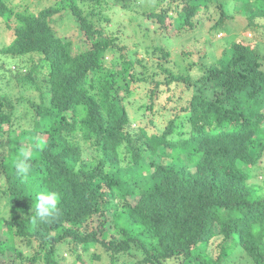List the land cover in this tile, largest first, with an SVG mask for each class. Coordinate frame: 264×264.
<instances>
[{"label": "trees", "instance_id": "trees-1", "mask_svg": "<svg viewBox=\"0 0 264 264\" xmlns=\"http://www.w3.org/2000/svg\"><path fill=\"white\" fill-rule=\"evenodd\" d=\"M116 1L126 17L141 13L174 34L137 57L121 43L123 27L109 33L113 21L129 25L108 17ZM40 2L30 11L0 0V54L15 68L5 86L38 93L33 102L0 89V254L12 264H88L82 253L99 245L110 264L124 255L133 257L124 264H264V0H233L232 16L228 0ZM211 4L219 15L210 29L225 37L197 34L180 51L197 58L179 65L167 40L198 31ZM248 28L253 38L237 40ZM141 84L149 103L137 110L150 116L134 130L112 91L128 99ZM25 148L27 179L13 163ZM41 191L59 193V212L33 225ZM107 215L119 238L104 227Z\"/></svg>", "mask_w": 264, "mask_h": 264}, {"label": "rangeland", "instance_id": "rangeland-1", "mask_svg": "<svg viewBox=\"0 0 264 264\" xmlns=\"http://www.w3.org/2000/svg\"><path fill=\"white\" fill-rule=\"evenodd\" d=\"M12 5H18V4H22V1L24 3H28L27 6L29 8L30 11H37L39 8L43 7L45 4L43 2H38V0H10ZM51 1V0H49ZM138 1V0H136ZM228 2L230 3L228 6H226V10L229 12L228 15H233L235 14V12L232 10V6H233V0H228ZM50 3V2H48ZM136 3V2H135ZM111 4V3H110ZM108 17H110L111 19L113 18H117L118 20L120 19L123 23V21H127L129 22V25L124 24H118V22L113 21V26L109 27V33H114L115 29L114 27H123L124 28V34L121 36V43L123 45H126L127 47H129L130 49H132L133 52H137L135 53V55H137V57L143 56V57H147V55H145V49L147 47L149 48H153L154 45L159 44V45H166V41H164L166 38L171 37L174 34V30L172 29L170 32H168L166 35H162L161 32L156 31V24H154L150 19H146V17L142 16L141 13H137L133 16V18H129L126 17L127 12L123 11V9L121 8V4L120 2L118 3L116 1L115 4H111L110 7L108 8ZM17 10H20L19 8ZM203 11L202 8H200V12ZM141 12V11H139ZM133 15V14H132ZM218 15H219V11L217 9V7H215L214 5L211 4V7L209 8V11L207 13V15L201 13L199 16L203 17V21L202 23L199 25V29L196 32H193L191 35L189 36H184L183 38H177L174 39L176 41H172L170 39V41L167 40V42H169L171 44V46H169V51L172 54V58L177 60V62L179 63V65L183 66V65H188L191 64V62L197 58V56H192L189 57L187 60L184 59L183 60V56L180 55V51L181 49H186L185 47H190L192 45H196L197 41L194 40L195 36L198 34V37H202L206 35V32L209 31V35L208 38H211L214 42L222 39L225 37L226 33L225 32H218V33H214L210 28L211 26L216 22V20L218 19ZM242 14L239 15H235L237 16V18L239 19L240 16H242ZM113 17V18H112ZM199 19V18H198ZM239 24L238 21L236 20L233 23L230 22H226L225 26L227 27L228 30H232L233 27H236V25ZM156 26V27H154ZM63 28L65 29V32H67V36L72 37V31L69 28V25L67 26L66 22H63ZM226 29V30H227ZM114 30V32H113ZM138 31V32H135ZM240 33L236 36V39H246V40H250V38H253V36L255 35V33L253 32L252 29L248 28L246 30H241L239 31ZM7 33L6 30L4 29L3 24L0 25V48L4 45H6L8 43V38H7ZM182 44H187V45H182ZM223 44V41H219L217 42V45H215V49L213 54L215 55H219L220 54V45ZM214 45V44H213ZM148 48V49H149ZM18 65H21V67H26V65H29V59L28 57L23 58L22 61H18ZM24 67V68H25ZM15 72V68H14V63L11 62H6L2 55L0 54V89L1 87L3 88L2 93L6 96H12V94H17L18 97L21 98H27L30 100H33V102H38V93L29 88V90H24L23 88H14L13 86H5V81L8 80V78L10 76L13 75V73ZM6 78V79H5ZM149 84V83H148ZM147 85L141 84L139 86V89H136L135 93L132 96H129L128 99L124 98L126 97V93L122 88H118L114 91H112V97L114 98V101L121 105V104H125L126 107V111L129 115L130 118V128L131 129H136V120L138 119V117L141 116V114H144V118H143V123L144 125H146V119L150 116V113L148 110H144L141 112V110H137L139 105H141L142 103L144 104H148L149 103V99L147 97L144 96V89H146ZM19 91H22L21 93ZM147 126V125H146ZM262 127L264 128V123L262 124ZM262 166H264V160L262 163ZM261 166V167H262ZM259 171V170H258ZM262 171V170H260ZM262 179V175L259 174V176L257 177V182H260ZM128 204L133 205L134 202L137 201L136 197H128ZM100 220H98L97 217H94L90 220L91 225L94 227L95 225L98 224ZM104 227L106 228L107 231H112V235L115 238H119V233L117 231H115L113 224L111 222V215H107L106 218V223L104 225ZM67 248L66 245L61 247L60 251V256L64 257L67 255ZM104 249L99 246V245H95V246H91L88 248L87 252L82 253L83 258L85 260L88 261V264H110V260H109V254H107L105 251H103ZM100 255L101 259L97 260V259H93L92 256L93 255ZM139 256L136 257V259ZM240 257V254H237V258ZM13 258V255L11 253H4V254H0V264H12L10 261H12L11 259ZM127 258H130L132 260V256H128V255H124L121 256L117 259V261L115 262V264H124L123 261ZM237 264H247L245 263L244 260L238 262Z\"/></svg>", "mask_w": 264, "mask_h": 264}, {"label": "clouds", "instance_id": "clouds-1", "mask_svg": "<svg viewBox=\"0 0 264 264\" xmlns=\"http://www.w3.org/2000/svg\"><path fill=\"white\" fill-rule=\"evenodd\" d=\"M32 154L30 149H21L13 160L15 174L18 177L27 179L31 171ZM59 193L56 191H41L35 195L34 215L30 216L33 225L38 223H48L54 219L59 212Z\"/></svg>", "mask_w": 264, "mask_h": 264}]
</instances>
